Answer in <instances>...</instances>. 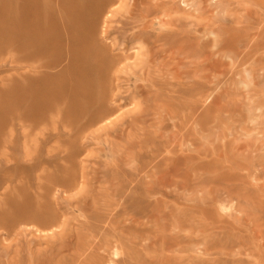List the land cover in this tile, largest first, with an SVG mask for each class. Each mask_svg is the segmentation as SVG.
<instances>
[{
	"label": "rangeland",
	"instance_id": "obj_1",
	"mask_svg": "<svg viewBox=\"0 0 264 264\" xmlns=\"http://www.w3.org/2000/svg\"><path fill=\"white\" fill-rule=\"evenodd\" d=\"M108 1L0 0V264H264V0Z\"/></svg>",
	"mask_w": 264,
	"mask_h": 264
},
{
	"label": "bare ground",
	"instance_id": "obj_2",
	"mask_svg": "<svg viewBox=\"0 0 264 264\" xmlns=\"http://www.w3.org/2000/svg\"><path fill=\"white\" fill-rule=\"evenodd\" d=\"M107 1H108V0H107ZM122 1H123V0H122ZM132 1H134V0H132ZM170 1H171V0H170ZM108 2H109V1H108ZM127 2H128V1H127ZM117 3H118V2H116V1H110V2H109L108 8H106V9H108V10H107L106 12H103V13H105L104 16H103V17H104V18H103V23H104V24H107V22L110 20V18L112 17V15H113L114 13H116L118 10H120V6H118ZM119 3L122 4L123 2H119ZM125 3H126V2H125ZM133 3H134V2H133ZM183 3L186 4L187 1H186V0H182V1L180 2V4H183ZM155 4H156V3H155ZM134 5H135V4H134ZM147 5H148V4H147ZM135 6H136V5H135ZM153 6H154V5H153ZM172 6H173V5H172ZM178 6H179V5H178ZM150 7H151V6H150ZM156 7L159 8V6H156ZM175 7H176V5H175ZM175 7L170 8V9L173 10ZM161 8H162V7H161ZM135 9H137V8L135 7ZM141 9H142V8H141ZM146 9H147V8H146ZM163 9H164V8H162L161 10H163ZM189 9H190V8H189ZM98 10H99V9H98ZM101 10H105V9L102 8ZM154 10H155V9H154ZM156 10H157V8H156ZM158 10H159V12H161L160 9H158ZM158 10H157V11H158ZM135 12H136V11H135ZM137 12H138V11H137ZM144 12H147V11L145 10ZM147 13H148V12H147ZM152 13H153V12H152ZM88 14H89V13H88ZM148 14H149V13H148ZM154 16H155V14H154ZM154 16H151V17L153 18ZM165 16H166V15H165ZM124 17H126V16H124ZM141 17H143V16L141 15ZM149 17H150V16H149ZM158 17H159V16H158ZM122 18H123V17H122ZM129 18H130V17H128V19H129ZM143 18H144V17H143ZM156 18H157V17H156ZM161 18H163V16H162ZM97 19H98V18H97ZM153 19H154V18H153ZM95 20H96V19H95ZM161 20H162V19H161ZM164 20H165V18H164ZM125 21H126V20H125ZM128 21H129V20H128ZM139 21H140V20H139ZM139 21H138V22H139ZM145 22H146V21H145ZM145 22H144V23H145ZM166 22H167V21H166ZM97 23H98V22H97ZM95 24H96V23H95ZM134 24H135V23H134ZM161 24H162V23H161ZM165 24H167V23H165ZM103 26H104V25H103ZM139 26H140V25H139ZM161 26L165 27V26H167V25L164 26V24H163V25H161ZM168 26H170V25H168ZM168 26H167V27H168ZM101 27H102V26H101ZM152 27H153V26H152ZM172 28H174V26H173ZM92 29H93V28H92ZM102 29H103V28H102ZM131 29H132V28H131ZM141 29H143V28H141ZM170 29H171V27H170ZM88 30H89V29H88ZM168 30H169V29H168ZM171 30H172V29H171ZM169 31H170V30H169ZM219 31H224V30L221 29V30H219ZM210 32H211V31H210ZM219 33H220V32H219ZM84 35H85V34H84ZM94 35H95V34H94ZM131 35L133 36V34H131ZM163 35H164V34H163ZM218 35H219V34H218ZM92 36H93V35H92ZM96 36H97V35H96ZM213 36H214V35H213ZM222 36H223V34H222ZM214 37H215V36H214ZM231 37L233 38L234 36H231ZM93 38H94V36H93ZM133 38H134V37H132L131 39H133ZM232 38H231V39H232ZM236 38L238 39V36L235 37V41H236ZM87 39H88V38H87ZM96 39H97V38H95V40H96ZM225 39H226V38H225ZM228 39H229V37H228ZM247 39H248V38H247ZM137 40H138V39H137ZM156 40H157V39H156ZM212 40H213V39H212ZM215 40L217 41V38H216ZM218 40H219V39H218ZM86 41H87V40H86ZM93 41H94V40H93ZM97 41H98V40H97ZM220 41H222V40H220ZM235 41H233V39H232L231 42H232L233 44H232V43H231V44L234 45V42H235ZM246 41H247V40H246ZM251 41H252V40H251ZM94 42H95V41H94ZM99 42H101V41H99ZM136 42H137V41H136ZM223 42H224V40H223ZM223 42H221V45H223ZM226 42H228V41H226ZM247 42H248V41H247ZM84 43H85V42H84ZM106 44H107V43H106ZM112 44H113V43H112ZM115 44H116V43H115ZM199 44H200V43H199ZM218 44H219V43H217V45H218ZM224 44H225V42H224ZM94 45H96V44H94ZM97 45H98V44H97ZM120 45H121V44H120ZM134 45H135V44H134ZM214 45H215V44H214ZM83 46H84V45H83ZM104 46H105V45H104ZM140 46H141V45H140ZM218 46H219V45H218ZM247 46H248V44H247ZM97 47H98V46H97ZM216 47H217V46H216ZM220 47H221V46H220ZM229 47H230V46H229ZM101 48H102V47H101ZM105 48H106V47H105ZM120 48H121V47H120ZM132 48H133V47H132ZM150 48H151V47H150ZM218 48H219V47H218ZM218 48H217V50H218ZM130 49H131V48H130ZM130 49H129V51H130ZM246 49H247V48H246ZM127 50H128V49H127ZM127 50H126L125 52H127ZM133 50L136 51L135 56L133 55L134 58L137 57V59H139L140 57L138 58V56H139V55L141 56V54H139L138 50L141 51L142 49H141V50H140V48L137 49V48L134 46V49H133ZM133 50H131V51H133ZM257 50H258V49H257ZM98 51H99V50H98ZM116 51H117V50H116ZM90 52H91V51H90ZM107 52H108V51H107ZM109 52H110V51H109ZM109 52H108V55H109ZM218 53H220V52L218 51ZM116 54H118V53H116ZM123 54H125V53H123ZM143 54H146V52H144ZM216 54H217V53H216ZM130 55H131V54H130ZM153 55H154V54H153ZM109 56H111V55H109ZM112 56H113V53H112ZM120 56H121V55H120ZM131 56H132V55H131ZM143 56H144V55H143ZM117 57H118V56H117ZM123 57H124V56H123ZM123 57H121V59H122ZM127 57H129L128 54H127ZM134 58H133V59H134ZM142 58H143V57H142ZM155 58H156V57H155ZM111 59H112V58H111ZM111 59H110V61H111ZM129 59H130V58H129ZM131 59H132V58H131ZM145 59H147V57H146ZM145 59H144V60H145ZM150 59H153V58H150ZM259 59H260V58H259ZM108 60H109V59H108ZM122 60H123V59H122ZM139 60H142V59H139ZM155 60H157V59H155ZM113 61H114V59H113ZM126 61H128V60L126 59ZM70 62H71V61H70ZM114 62H115V61H114ZM114 62H113V63H114ZM122 62H123V61H122ZM130 62H131V61H130ZM130 62H129V63H130ZM135 62H136V61H135ZM138 62H141V61H138ZM145 62H146V61H145ZM145 62H144V63H145ZM150 62H151V60H150ZM155 62H156V61H155ZM171 62H172V61H171ZM104 63H105V62H104ZM113 63H112V64H113ZM117 63H118V62H117ZM129 63H128V66H129L132 62H131L130 64H129ZM133 63H134V62H133ZM141 63H143V62H141ZM108 64H109V62H107V65H108ZM112 64H111V66L115 65L116 63L113 64V65H112ZM134 64H135V63H134ZM138 64L141 65L140 63H138ZM101 65H102V64H101ZM109 65H110V64H109ZM126 65H127V64H126ZM131 65H132V64H131ZM131 65H130L129 67L126 66L127 69H128V68L130 69ZM146 65H147V64H146ZM91 66H92V64H91ZM103 66L105 67L106 65H103ZM103 66H102V68H104ZM117 66L119 67V65H117ZM141 66H144V65H141ZM153 66H154V65H153ZM156 66H157V65H156ZM167 66H168V65H167ZM107 67H108V66H107ZM107 67H105V68H107ZM124 67H125V66H124ZM139 67H140V66H139ZM144 67H145V66H144ZM151 67H152V66H151ZM151 67H149V68H151ZM157 67H158V66H157ZM91 68H92V67H91ZM108 68L110 69V67H108ZM111 68H112V67H111ZM113 68H114V67H113ZM115 68H116V67H115ZM120 68H121V67H120ZM129 69H128V70H129ZM143 69H144V68H143ZM147 69H148V67H146V70H147ZM154 69H155V68H154ZM97 70H98V69H97ZM110 70H111V69H110ZM118 70H119V69H118ZM122 70H123V69H122ZM130 70H131V69H130ZM138 70H139V68H138ZM151 70L153 71L152 68L150 69V72H152ZM161 70H162V69H161ZM103 71H104V70H103ZM106 71H109V70H106ZM125 71H126V70H125ZM148 71H149V70H148ZM148 71H147V72H148ZM154 71H155V70H154ZM138 72H139V71H138ZM132 73H133V72H132ZM145 73H146V72H145ZM152 73H153V75L155 74L154 72H152ZM152 73H147V75L152 74ZM185 73H186V72H185ZM101 74H102V72H101ZM103 74H104V73H103ZM91 75H92V74H91ZM88 76H89V74H88ZM105 76H106V75H105ZM151 76H152V75H151ZM109 77H110V76H109ZM114 77H115V75H114ZM153 77H155V76H153ZM156 77H157V76H156ZM160 77H161V76H160ZM143 78H144V77L142 76V79H143ZM147 78H148V76H147ZM147 78L145 77V79H147ZM101 79H103V78L100 77V81H101ZM105 80H106V79H105ZM115 80H116V79H115ZM151 80H152V78H151ZM149 81H150V80H149ZM111 82H112V81H111ZM105 83H106V81H105ZM103 84H104V82H103ZM106 84H107V83H106ZM99 85L102 86V82H101V84H100V83L98 84V88H99ZM100 88H101V87H100ZM100 88H99V89H100ZM104 88H105V87H103V89H104ZM99 91H100V90H99ZM99 91H98V93L100 94ZM98 93H97V95H98ZM103 93H104V92H103ZM103 93H102V95H103ZM99 97H100V96H99ZM99 97H98V98H99ZM98 98H97V96H96V99H97L96 102H98L99 99H102V97L99 98V99H98ZM252 99H253V98H252ZM100 101H102V100H99L98 103H101ZM236 102H237V101H236ZM98 105H100V104H98ZM100 106L102 107L103 105H100ZM100 106H99V108H100ZM97 108H98V106H97ZM133 108H134V107H133ZM97 110H98V109H97ZM100 110H101V109H100ZM115 110H116V109H115ZM118 110H120V109H118ZM112 111H113V110H112ZM112 111H111V112H112ZM111 112H110V113H111ZM110 113H109V114H110ZM119 113H120V111H119ZM105 114H106V113H105ZM109 114H106V115L109 116ZM102 116H104V114H103ZM108 116H107V117H108ZM110 116H111V115H110ZM110 116H109V117H110ZM112 116H113V115H112ZM120 116H121V115H120ZM98 117H99V116H98ZM105 117H106V116H105ZM113 117H114V116H113ZM115 117H116V116H115ZM115 117H114V118H115ZM257 117H258V116H257ZM92 118L94 119V117H92ZM102 118H104V117H101V118H99V119L101 120ZM116 118H117V117H116ZM89 119H90V118H89ZM99 119H96V122H101L102 125H100V124H98V125H100V127H102V126L105 127V126H107L108 124H110L112 117H111V118H104V119L101 120V121H98ZM117 119H118V118H117ZM88 121H92V120H88ZM93 122H94V121H93ZM96 122H94V123H96ZM84 123H86V122H84ZM96 124H97V123H96ZM94 125H95V124H94ZM128 127H129V126H128ZM244 128H245V127H244ZM98 129H100V128L98 127ZM232 131H233V130H232ZM245 136H246V135H245ZM73 183H74V182H73ZM83 184H84V183H83ZM73 185H74V184H73ZM81 187H82V186H81ZM79 189H80V188H79ZM65 190H67V189H65ZM69 190H70V189H69ZM52 191H53V190H52ZM52 216H53V215H52ZM55 218H56V216H55ZM54 220H55V219H54ZM56 221H57V220H56ZM58 224H59V223H58ZM55 226H56V225H55ZM60 226H61V225H60ZM57 227H58V226H57ZM57 229H58V228H57ZM54 231H55V230H54ZM39 233H40V232H39ZM50 233H51V232H50ZM54 234H55V233H54ZM166 251H167V250H166ZM165 256H166V255H165ZM167 258H168V257H167ZM174 259H175V258H174ZM163 260H164V259H163ZM180 260H181V259H179V261H180ZM184 260H185V259H184ZM184 260H182V261H184ZM113 263H114V262H113ZM115 264H116V263H115ZM163 264H164V263H163ZM188 264H189V263H188Z\"/></svg>",
	"mask_w": 264,
	"mask_h": 264
}]
</instances>
